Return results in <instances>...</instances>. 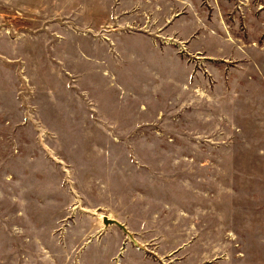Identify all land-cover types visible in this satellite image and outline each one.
I'll list each match as a JSON object with an SVG mask.
<instances>
[{
  "label": "rangeland",
  "instance_id": "rangeland-1",
  "mask_svg": "<svg viewBox=\"0 0 264 264\" xmlns=\"http://www.w3.org/2000/svg\"><path fill=\"white\" fill-rule=\"evenodd\" d=\"M0 264H264V0H0Z\"/></svg>",
  "mask_w": 264,
  "mask_h": 264
},
{
  "label": "water",
  "instance_id": "water-1",
  "mask_svg": "<svg viewBox=\"0 0 264 264\" xmlns=\"http://www.w3.org/2000/svg\"><path fill=\"white\" fill-rule=\"evenodd\" d=\"M102 222H103V225H104L105 227L116 226V227H118V228H120L121 230H123V231L126 232V230H125V228L123 227V225L119 224V223H118L117 221H115V220H111V219H108V218L104 217Z\"/></svg>",
  "mask_w": 264,
  "mask_h": 264
},
{
  "label": "crops",
  "instance_id": "crops-1",
  "mask_svg": "<svg viewBox=\"0 0 264 264\" xmlns=\"http://www.w3.org/2000/svg\"><path fill=\"white\" fill-rule=\"evenodd\" d=\"M125 70V69H124ZM115 75V80L116 81H118V79H117V77H116V74H114ZM126 79V78H125ZM128 80H129V78H127ZM130 82H128V84H129ZM129 86V85H128ZM130 87V86H129Z\"/></svg>",
  "mask_w": 264,
  "mask_h": 264
}]
</instances>
